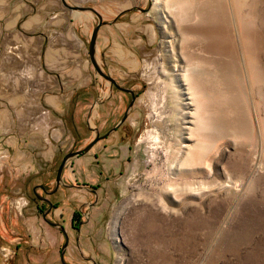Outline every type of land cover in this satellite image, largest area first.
Segmentation results:
<instances>
[{
    "label": "rangeland",
    "instance_id": "374dc122",
    "mask_svg": "<svg viewBox=\"0 0 264 264\" xmlns=\"http://www.w3.org/2000/svg\"><path fill=\"white\" fill-rule=\"evenodd\" d=\"M150 1L137 15L123 9L147 0H68L118 18L100 26L97 59L143 89L130 113L127 169L92 237L97 261L264 264V0ZM1 10L3 21L17 18L0 31V264H13L16 244L28 240L31 212L20 208L31 185L87 144L95 124L116 120L107 110L121 92L89 59L95 14L61 0H1ZM32 16L39 20L26 28ZM146 21L154 45L138 32ZM77 62L89 66L81 86L72 81ZM45 87L64 98L59 107L43 99ZM19 157L33 166L18 176ZM56 250L51 264H61Z\"/></svg>",
    "mask_w": 264,
    "mask_h": 264
},
{
    "label": "flooded vegetation",
    "instance_id": "af4514ba",
    "mask_svg": "<svg viewBox=\"0 0 264 264\" xmlns=\"http://www.w3.org/2000/svg\"><path fill=\"white\" fill-rule=\"evenodd\" d=\"M111 85L121 92L117 95L119 99L112 102L107 110L108 116H117L116 120L105 129L103 127L108 117L102 124L93 126L95 134L92 138L97 137V140L87 151L73 155L65 162L57 184L58 166L65 153L80 148L67 149L55 169L50 172L48 169L44 170L42 179L31 185L28 201L26 199L20 208L29 209L31 212L30 221L24 224V229H29L25 231L28 240L16 244L14 253L11 254L13 264H17V259L21 261L20 264H34L33 255L48 248L40 247L38 243V246L34 247V219L39 227L38 238L46 243H49V240L57 242L54 247L57 248L56 259L61 264H99L92 237L94 232L103 226L102 223H105L108 204L117 193L120 177L128 166L131 135L129 118L131 111L136 110L135 101L143 90L118 80ZM95 115L93 113L91 117ZM86 127L92 130L88 123ZM75 135L77 138V131ZM93 164L96 170L93 169ZM41 224L47 228V232L40 227ZM49 253L51 251L47 254ZM43 262L38 264H44Z\"/></svg>",
    "mask_w": 264,
    "mask_h": 264
},
{
    "label": "crops",
    "instance_id": "0c3cea01",
    "mask_svg": "<svg viewBox=\"0 0 264 264\" xmlns=\"http://www.w3.org/2000/svg\"><path fill=\"white\" fill-rule=\"evenodd\" d=\"M150 8V5H149V0H147V5L146 6H140V5H135V6H128V7H126L125 9H123V12H126V11H134L137 15H142V14H144V13H146L147 12V10ZM3 11L1 10V0H0V31L4 28V27H8V28H12L13 27V25L16 23V21H17V18L15 17H10L9 19H6L5 21H3L2 20V18H3ZM135 14V15H136ZM4 19V18H3ZM135 19H137V17H135V18H132V20H135ZM39 19L37 18V17H34V16H32V17H30V18H28V19H26V21H25V24H24V26L27 28V27H31L33 24H34V22L35 21H38ZM99 30H100V28H99ZM139 34L141 35V37H142V39H143V41H144V43H145V45H147L148 43L150 44V45H154L155 44V40H156V32H155V28H154V26H153V24H152V22H150V21H146L142 26H140L139 27ZM98 34H99V31H98ZM97 39H98V35H97V38H96V52H97V45H98V41H97ZM152 43V44H151ZM86 48H87V45H86ZM52 56H53V53H52V55L49 53L48 54V57L51 59L52 58ZM122 61V63H124V61L123 60H121ZM67 65H69V62H68V64ZM85 67V65H83V64H80L79 62H77V66H72L71 68H72V70H71V72L73 71V72H75V73H77V75H75V77H73V80L72 81H74V80H77V85H79V86H81V84L83 83V77H82V75H83V68ZM88 62H87V67H85V69L86 70H88ZM85 70V71H86ZM110 70V69H109ZM84 71V72H85ZM110 72H111V70H110ZM58 84V86H59V82L57 83ZM50 84L48 83V86H49ZM45 88H47V93H45V94H43V99L44 100H47L49 103H51V104H53V105H56L57 107H59L60 106V103H61V101L64 99V98H62L61 96H60V94L58 93L57 94V92L55 93L54 91H49V89H48V87H45ZM43 89H44V87H42V93H43ZM18 159V158H17ZM23 158L22 157H19V161H21V165H23V166H21V167H17V170L16 171H19L18 173V176L19 175H21L23 172H25V173H27V172H29L30 170H32V169H30L29 168V165L30 166H33V163L32 162H30V163H28L26 160V162L23 164V160H22ZM46 159H51V156H46ZM18 160H15L16 161V163H18ZM32 168V167H31ZM17 174V173H16ZM30 221V218L28 219H25V223H28ZM33 223H34V221H33ZM42 225V226H41ZM40 225V227L42 228H44V230H45V232H47V228L46 227H44L43 226V224H41ZM33 231L34 232H39V227H38V225H36V224H33ZM33 232V233H34ZM35 240H37V243H38V245L40 246V247H43V246H46V247H48L47 248V250L46 251H42L41 253H39V254H34L33 255V263L34 264H38L39 262L41 263V262H43L44 264H51V263H54L55 261V257H54V255H53V257H52V255H51V257L48 259V252L49 251H51V253H53L54 251V247H55V245H56V242L54 241V240H49L50 242L49 243H46V242H44L43 240H40L38 237H37V239H35ZM15 262L17 263V264H20V260H15Z\"/></svg>",
    "mask_w": 264,
    "mask_h": 264
},
{
    "label": "water",
    "instance_id": "95a60500",
    "mask_svg": "<svg viewBox=\"0 0 264 264\" xmlns=\"http://www.w3.org/2000/svg\"><path fill=\"white\" fill-rule=\"evenodd\" d=\"M62 3L69 7L72 8L74 10H78V11H83V12H91L93 14L96 15V21L92 26L91 29V33H90V37L89 40L87 42V50H88V56L89 59L92 63V65L94 66L96 72L103 76L106 80H108L110 82V84L112 83H116L115 78L109 73V71L104 68L103 66L100 65L98 59H97V53H96V38L98 35V31L99 28L102 24L104 23H108V22H114L115 20H117L118 18H114L112 20H104L103 16L100 12H98L97 9H95L93 6L90 5H80V4H72L70 2H68V0H61ZM149 5H151V1L149 0ZM97 140L96 138H92L83 148L74 150V151H68L67 153H65L64 157L62 158L59 166H58V170H57V179H56V184L58 183V181L60 180V173L61 170L65 164V162L72 157L73 155H78V154H82L85 151H87L92 145L93 143ZM43 216L45 217V213L43 214ZM48 220V219H47ZM50 223L55 224V222L48 220ZM65 244L63 245L61 252L63 253V249H64ZM64 261V260H63ZM66 264H70L65 262Z\"/></svg>",
    "mask_w": 264,
    "mask_h": 264
}]
</instances>
